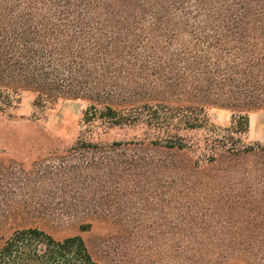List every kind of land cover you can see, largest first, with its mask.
I'll return each instance as SVG.
<instances>
[{
    "label": "trees",
    "instance_id": "trees-1",
    "mask_svg": "<svg viewBox=\"0 0 264 264\" xmlns=\"http://www.w3.org/2000/svg\"><path fill=\"white\" fill-rule=\"evenodd\" d=\"M24 91L39 108L87 101L89 126L151 131L112 141L79 136L64 156L77 177L160 180L166 202H180L182 217L199 225L260 220L264 144L242 135L249 113L264 109V0H0V106L20 103ZM214 107L232 112L229 127L212 122ZM202 128L214 137L189 143L185 132ZM79 215L92 225L91 213ZM227 251L248 258L234 262L241 264L264 256ZM0 264L104 263L79 235L60 239L22 224L0 246Z\"/></svg>",
    "mask_w": 264,
    "mask_h": 264
},
{
    "label": "rangeland",
    "instance_id": "rangeland-1",
    "mask_svg": "<svg viewBox=\"0 0 264 264\" xmlns=\"http://www.w3.org/2000/svg\"><path fill=\"white\" fill-rule=\"evenodd\" d=\"M34 100L33 92L24 91L20 103L0 106V246L14 227L28 224L60 239L83 237L94 258L104 264H241L234 262L248 258H228L227 248L264 252V210L258 223L243 218L236 225H199L194 215L182 217L180 202H166L160 180L121 183L96 171L77 177L68 169L70 157L64 156L79 136L112 141L150 137L151 131L143 126H89L83 121L88 105L83 99L62 100L53 108H39ZM209 115L217 127L231 125L229 109L214 107ZM249 120L243 141L264 144V109L250 112ZM185 135L201 147L214 137L209 128ZM84 211L93 216L88 228L81 223L83 216L73 217ZM222 232L260 236L250 242L213 237ZM262 257L251 255L248 263L264 264Z\"/></svg>",
    "mask_w": 264,
    "mask_h": 264
}]
</instances>
